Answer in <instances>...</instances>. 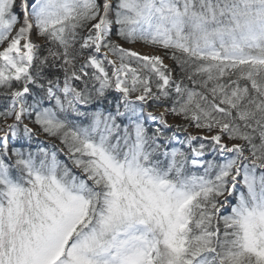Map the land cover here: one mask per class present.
Returning a JSON list of instances; mask_svg holds the SVG:
<instances>
[{
    "label": "snow or ice",
    "instance_id": "1",
    "mask_svg": "<svg viewBox=\"0 0 264 264\" xmlns=\"http://www.w3.org/2000/svg\"><path fill=\"white\" fill-rule=\"evenodd\" d=\"M0 264H264V0H0Z\"/></svg>",
    "mask_w": 264,
    "mask_h": 264
},
{
    "label": "rangeland",
    "instance_id": "2",
    "mask_svg": "<svg viewBox=\"0 0 264 264\" xmlns=\"http://www.w3.org/2000/svg\"><path fill=\"white\" fill-rule=\"evenodd\" d=\"M138 47H140V46H138ZM141 50H142V51H143V50H144V51H147V49H143V48H141Z\"/></svg>",
    "mask_w": 264,
    "mask_h": 264
},
{
    "label": "bare ground",
    "instance_id": "3",
    "mask_svg": "<svg viewBox=\"0 0 264 264\" xmlns=\"http://www.w3.org/2000/svg\"><path fill=\"white\" fill-rule=\"evenodd\" d=\"M144 51V50H143Z\"/></svg>",
    "mask_w": 264,
    "mask_h": 264
}]
</instances>
